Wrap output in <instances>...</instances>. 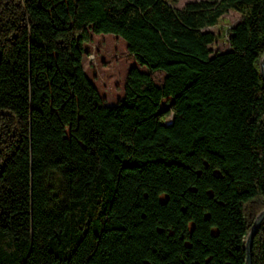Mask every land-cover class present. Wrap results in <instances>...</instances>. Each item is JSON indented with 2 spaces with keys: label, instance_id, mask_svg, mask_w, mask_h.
<instances>
[{
  "label": "trees",
  "instance_id": "16d2710c",
  "mask_svg": "<svg viewBox=\"0 0 264 264\" xmlns=\"http://www.w3.org/2000/svg\"><path fill=\"white\" fill-rule=\"evenodd\" d=\"M173 2L0 0V264H245L264 210V0ZM231 11L214 52L204 30ZM97 34L150 71L131 67L114 106L83 67ZM251 253L264 264V221Z\"/></svg>",
  "mask_w": 264,
  "mask_h": 264
},
{
  "label": "rangeland",
  "instance_id": "374dc122",
  "mask_svg": "<svg viewBox=\"0 0 264 264\" xmlns=\"http://www.w3.org/2000/svg\"><path fill=\"white\" fill-rule=\"evenodd\" d=\"M173 2V0H168ZM202 0H177V8H183L191 2ZM241 21V15L231 11L226 14L219 24L204 31H210L218 36L216 44L212 46L214 52L230 50L229 38L231 30ZM136 66L149 73L146 66H140L136 59L128 52L127 43L113 34L93 35V40L86 46L83 67L89 81L96 87L105 105L114 106L125 98L127 74L131 67ZM155 83L163 84L165 72L151 73ZM165 198L163 195L162 199Z\"/></svg>",
  "mask_w": 264,
  "mask_h": 264
},
{
  "label": "water",
  "instance_id": "95a60500",
  "mask_svg": "<svg viewBox=\"0 0 264 264\" xmlns=\"http://www.w3.org/2000/svg\"><path fill=\"white\" fill-rule=\"evenodd\" d=\"M261 76L264 82V56L261 59ZM264 221V210L261 211L255 218L253 225L250 229V232L246 241V258L245 264H252V242L255 234L258 232L262 222Z\"/></svg>",
  "mask_w": 264,
  "mask_h": 264
}]
</instances>
